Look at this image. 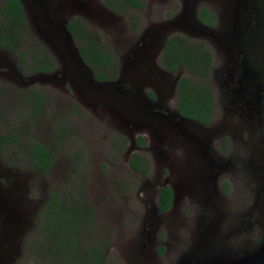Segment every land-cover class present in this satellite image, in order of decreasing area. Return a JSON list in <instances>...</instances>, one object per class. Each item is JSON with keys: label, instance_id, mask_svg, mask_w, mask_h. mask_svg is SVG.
Segmentation results:
<instances>
[{"label": "rangeland", "instance_id": "obj_1", "mask_svg": "<svg viewBox=\"0 0 264 264\" xmlns=\"http://www.w3.org/2000/svg\"><path fill=\"white\" fill-rule=\"evenodd\" d=\"M19 1L27 28L18 46L23 55L0 47V133L17 136L15 143L0 146V264H55L70 244L78 258L97 246L105 264L205 263L233 257L228 252L240 254L242 240L252 245L256 235L262 236L264 202L251 207L255 189L245 172L250 169L239 161L223 169L228 137L214 125L209 132L188 120L181 129L170 126L152 114L142 96L148 90L175 114L173 82L185 73L169 76L159 63L173 35L209 51L208 80L216 96L212 71L220 81L228 47L233 48L235 8L242 0H142L141 9L117 14L103 0ZM248 1L260 25L257 43L264 49V0ZM199 7L214 15L212 27L197 22ZM70 18H78L112 53L114 79L105 73L107 79L96 83L87 65L71 60L69 52L78 40L60 38L56 48L45 41L48 24ZM32 52H45L55 65L47 72L21 68L32 66ZM31 90L42 97L33 109L27 103ZM213 109L220 118L215 101ZM256 130L264 139V128ZM206 136L210 143L205 149ZM36 142L51 154L44 173L28 160V147ZM132 153L146 160L144 176L129 166ZM211 170L226 171L214 183ZM163 185L171 188L172 201L158 212L157 192ZM51 196L55 214L62 217L61 209L68 208L69 220H81L69 243L65 223L57 228L45 214Z\"/></svg>", "mask_w": 264, "mask_h": 264}, {"label": "trees", "instance_id": "obj_2", "mask_svg": "<svg viewBox=\"0 0 264 264\" xmlns=\"http://www.w3.org/2000/svg\"><path fill=\"white\" fill-rule=\"evenodd\" d=\"M103 3L106 8L116 14L128 8L141 9L143 7L142 0H103ZM197 14L198 19L204 25H212L211 19L213 15L206 9L199 8ZM131 25L134 30L136 28V22L132 20ZM66 26L72 38L78 40V53L83 62L92 70L93 80L99 82L107 79L105 73L109 74L110 79H114L117 76V66L112 53L101 46L86 31L84 25L78 18H70ZM26 29V21L20 1L3 0L0 6V47L22 56L23 53L18 49V46L20 35L26 32ZM42 52H32L31 58H33V63L31 67L27 65L23 66L22 64L19 66L21 68H27L32 73L47 72L51 66L55 65V62L52 57ZM159 63L165 71L171 73L182 71L185 73L177 79L175 84L176 112L182 117L207 125L214 108L211 84L208 80V70L211 65L209 51L199 42H190L184 37L173 35L165 41L159 57ZM147 95L151 98L153 97L149 91H147ZM27 98V103L31 109L42 104V97L36 90L29 91ZM16 141L17 136L15 133H0V146L10 145ZM27 153L30 164L41 173L46 172L51 162L49 149L42 143L36 142L35 144L29 145ZM128 164L134 171L143 176L147 171L146 160L139 158L134 153L130 154ZM225 186L226 184L223 182L222 187L224 190ZM171 201V188L168 185L161 186L157 192V211H166ZM55 205L56 200L51 196L45 214L49 216L52 225H55L57 228L62 227L65 223V242L69 243L74 235L77 224L81 220L78 221L75 218L69 220L67 214L70 217L72 214L68 213V208H62L63 216H58L53 211ZM51 215L53 219H51ZM71 247L72 244H70V249H67L55 264H105L103 250L97 246H90L80 258L77 257V254L71 252ZM161 250L162 246H159L158 252Z\"/></svg>", "mask_w": 264, "mask_h": 264}, {"label": "flooded vegetation", "instance_id": "obj_3", "mask_svg": "<svg viewBox=\"0 0 264 264\" xmlns=\"http://www.w3.org/2000/svg\"><path fill=\"white\" fill-rule=\"evenodd\" d=\"M250 2L241 1L240 5L235 8L238 13V19L236 23L231 24L233 32L235 28L236 32L232 33V37H234L233 48L228 47L231 61L229 62L228 56L227 65L221 66V71L225 72L220 77V81L216 75L217 71L214 69L212 71V77L218 86L217 95L215 96L212 93V96L215 104L217 103L219 106L220 118H215V110L213 109L207 125L185 117L183 120H179L178 113L173 116L170 115L160 102L154 100L153 94L152 98L147 95L148 90L142 96L149 110L159 115L170 126L180 128L181 123L184 120H188L194 122L203 130L209 129V132L212 130V125H214L213 128L219 130L222 133V137L223 135L224 137L227 136L230 142L228 148L226 147L227 158L223 169L229 168L233 161H239L242 164V168L247 166L250 169L245 170V172H247L246 181L249 184L252 182V187L250 185V188L255 189L251 207L260 208L264 202V139L263 136L257 137L255 132L257 127L264 128V49L257 43L260 25L257 22L256 14L252 15ZM197 12L198 23L204 25L198 19ZM210 14L213 15L212 13ZM214 19L213 15L211 19L212 25L207 26L208 28L213 26ZM237 28H240L239 31ZM215 50L219 53L218 49ZM211 70L212 66L210 65L208 73ZM168 73L171 75V72ZM178 78L173 82V93H175V84ZM170 93L171 91L165 96H169ZM214 118L215 121L212 123ZM259 132L261 134V130ZM208 137L206 136L205 149L210 143ZM196 142L202 145L201 141ZM222 144H226L225 139L222 140ZM211 171L210 179L215 183L219 176L225 174L224 171L226 170ZM261 213L264 214V210ZM247 223L251 224L250 221ZM235 246L237 245L235 244ZM240 247L244 249L240 254L228 252L227 254L230 253L229 255L233 257H228V259H224L223 256L215 257L210 260L211 262L209 261L210 264H264V233L262 236L256 235L252 245L250 241L242 240L238 248Z\"/></svg>", "mask_w": 264, "mask_h": 264}, {"label": "water", "instance_id": "obj_4", "mask_svg": "<svg viewBox=\"0 0 264 264\" xmlns=\"http://www.w3.org/2000/svg\"><path fill=\"white\" fill-rule=\"evenodd\" d=\"M242 1H248V0H242ZM66 24H67V21H61L59 23H55L54 22V23L48 24L47 26H49V28L45 30V33H43V34L40 33V34H42V36L45 38V41H49V43L53 46V48H56L55 44L60 38L67 39L69 41L72 39V36H71L69 30L67 29ZM199 25L202 28L208 29L207 26H204V25H201V24H199ZM69 54H70V58H71V60L73 62H75L79 66L87 68L86 64L83 62V60L81 59V57H80V55L78 53L77 47L75 49H73V51H71V53L69 52ZM166 73H167V75L170 76V73H168V72H166ZM90 78H91L92 81H94L92 76ZM117 81H118V79H117ZM94 82L100 83L102 81H99V82L94 81ZM176 113L177 112H175V114ZM169 114L172 115V116L175 115V114H171V113H169ZM154 115H156V116H158L160 118V116L157 115L156 113H154ZM178 117H179V120H183L184 119V117H182L180 115H178ZM179 264H184V262H180ZM195 264H210V262H205V263L196 262Z\"/></svg>", "mask_w": 264, "mask_h": 264}]
</instances>
